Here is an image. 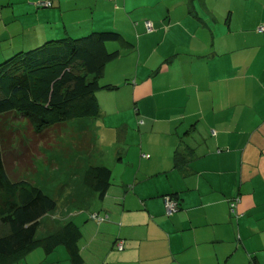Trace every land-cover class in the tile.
Returning a JSON list of instances; mask_svg holds the SVG:
<instances>
[{"label": "crops", "instance_id": "crops-1", "mask_svg": "<svg viewBox=\"0 0 264 264\" xmlns=\"http://www.w3.org/2000/svg\"><path fill=\"white\" fill-rule=\"evenodd\" d=\"M260 26L264 0H0V62L50 40L120 35L105 44L119 53L102 85L115 87L95 93L90 131L115 149L101 164L111 176L118 166L133 176L114 178L101 200L80 188L88 213L68 220L81 231V264H264ZM13 264L72 263L58 245Z\"/></svg>", "mask_w": 264, "mask_h": 264}, {"label": "trees", "instance_id": "trees-1", "mask_svg": "<svg viewBox=\"0 0 264 264\" xmlns=\"http://www.w3.org/2000/svg\"><path fill=\"white\" fill-rule=\"evenodd\" d=\"M119 37L116 32L101 31L50 40L0 62V264L18 262L36 248L49 253L58 245L66 248L72 264L82 263L79 227L72 221L54 226L56 219L50 225L42 223V217L56 210L57 203L29 178L15 174L19 167L29 175L33 166L30 161L19 162L21 155H10L9 132L1 123L11 116L41 136L47 129L72 119L97 118L100 108L95 93L115 87L101 85L99 79L106 62L119 53L108 51L105 44ZM18 146L27 151L24 144ZM175 154L174 164L180 165L179 153ZM81 182L101 200L111 185V170L104 165H89ZM167 196L176 201L178 210V201L172 194ZM42 227L45 232L37 236Z\"/></svg>", "mask_w": 264, "mask_h": 264}, {"label": "rangeland", "instance_id": "rangeland-1", "mask_svg": "<svg viewBox=\"0 0 264 264\" xmlns=\"http://www.w3.org/2000/svg\"><path fill=\"white\" fill-rule=\"evenodd\" d=\"M109 50H112L111 47ZM99 84H104L102 78L99 79ZM96 120L97 118L72 119L47 129L40 136L33 134L30 125L24 121L11 116L4 117L1 124L9 132L7 148L12 151L10 155L14 158L21 155L19 162L30 161L28 163L33 166V172L28 171L29 175L22 172L19 167L15 168V174L18 177L29 178L57 203L56 210L42 217L43 224L50 225L51 215L56 219H54L56 224L68 220L71 216L88 213L91 197L80 193V188L85 190L81 182L82 173L89 165L109 164L108 150L110 153L115 151L114 148L108 147L105 140L100 141L94 137L95 135L91 136L90 129L92 130V125L97 126ZM94 129L93 134L96 133ZM19 143L27 146L25 153L24 148H19ZM127 159L134 162L132 149L128 152ZM131 169L134 171V164ZM131 176L133 173L130 174V167L124 169L118 166L112 171V188L116 183L119 184L120 177L125 179ZM114 178H117L116 183L113 182ZM44 227L38 229L37 236L45 232Z\"/></svg>", "mask_w": 264, "mask_h": 264}, {"label": "built area", "instance_id": "built-area-1", "mask_svg": "<svg viewBox=\"0 0 264 264\" xmlns=\"http://www.w3.org/2000/svg\"><path fill=\"white\" fill-rule=\"evenodd\" d=\"M38 5L40 6H49L50 3L48 1H40L38 3ZM145 26L148 28V29H151L152 27V23L150 21H147ZM258 31H264V27L260 26L258 29ZM236 203H237V199H235L234 201H231L230 203V210L234 211L235 207H236ZM164 207H165V213L166 215H172L174 212L177 211V203L174 199L170 198L169 196H165L164 197ZM92 218L94 219H97V221H100L102 220L101 217H98L96 216L95 214H92L91 215ZM117 247L118 249H122V242H118L117 243Z\"/></svg>", "mask_w": 264, "mask_h": 264}]
</instances>
